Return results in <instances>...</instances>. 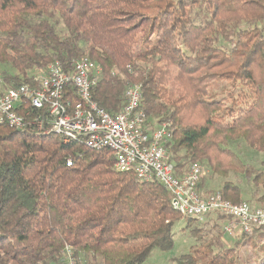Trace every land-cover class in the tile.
<instances>
[{"label":"trees","instance_id":"trees-1","mask_svg":"<svg viewBox=\"0 0 264 264\" xmlns=\"http://www.w3.org/2000/svg\"><path fill=\"white\" fill-rule=\"evenodd\" d=\"M84 57L102 69L93 97L113 116L128 86H141L149 121L173 133L167 148L178 177L198 163L224 179L214 191L202 176L201 197L242 202L231 174L264 188L263 173L250 179L254 168L233 149L243 141L264 152V0H0L3 89ZM172 198L157 181L118 172L109 150L0 125V264H61L66 245L84 264H143L173 249L181 222L201 245L177 264H242L238 248L249 235L230 249L208 241ZM256 260L264 264V244Z\"/></svg>","mask_w":264,"mask_h":264},{"label":"built area","instance_id":"built-area-1","mask_svg":"<svg viewBox=\"0 0 264 264\" xmlns=\"http://www.w3.org/2000/svg\"><path fill=\"white\" fill-rule=\"evenodd\" d=\"M101 76L102 69L84 57L70 69L52 63L46 71H37L30 84L17 88L3 89L0 80V125L22 132L34 129L59 136L65 144L80 142L93 151H111L118 172H133L144 183L159 182L172 195V208L183 218L202 222L210 215L225 216L234 222L224 228L231 236L238 232L250 236L255 228L264 227V207L233 203L219 192L201 197L200 164H192L182 177L176 175L167 148L173 133L169 125L149 121L140 85L128 86L124 107L117 115L99 106L93 91ZM61 257V264L82 262L69 245L62 249Z\"/></svg>","mask_w":264,"mask_h":264},{"label":"rangeland","instance_id":"rangeland-1","mask_svg":"<svg viewBox=\"0 0 264 264\" xmlns=\"http://www.w3.org/2000/svg\"><path fill=\"white\" fill-rule=\"evenodd\" d=\"M225 87V83H217L213 87L211 93V99L216 100L220 96L221 90ZM231 90V89H230ZM152 124L153 121L151 122ZM234 151L239 154L241 159L246 163L251 165L255 174L250 177L254 178L256 173L262 172L264 175V152L255 151L250 146H248L243 141L233 145ZM203 177L205 179H210L207 181L209 183L210 189L218 191V187L221 186L222 181L218 177L212 176L211 172L207 167H203ZM249 179V180H250ZM227 181H231L235 184H238L242 187L244 195L242 196V201L250 202L255 207H264V203L257 202L252 200V194L254 191L257 192L258 196L264 195V188L262 186H257L248 182L243 176H234L230 175ZM224 182V181H223ZM199 226H201L207 235L205 236L206 240L213 241L215 244L220 243V245L226 249H230L235 246V244L240 241V232L234 233V235H228L225 233L224 228L227 224L234 222L230 219L228 220L225 217H221L218 214L207 216L202 222L198 221ZM184 228V222L177 224L174 228V247L172 250L167 252L155 251L153 255L145 261L143 264H177L176 259L180 258L183 255L189 254L193 246H200L201 241H198L195 238H192L190 235V230H182ZM264 234V230L261 231ZM256 247H254V244ZM264 244V235L257 234L255 236L250 235L245 240H242L240 247L238 248V256L242 264H256V257L258 256V248ZM260 256V254H259ZM80 264H84L83 260Z\"/></svg>","mask_w":264,"mask_h":264}]
</instances>
